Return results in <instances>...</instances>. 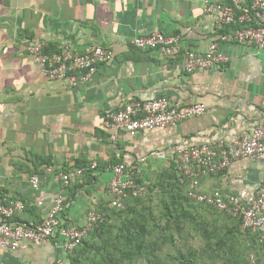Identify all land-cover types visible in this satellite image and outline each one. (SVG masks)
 Here are the masks:
<instances>
[{"label": "crops", "instance_id": "1", "mask_svg": "<svg viewBox=\"0 0 264 264\" xmlns=\"http://www.w3.org/2000/svg\"><path fill=\"white\" fill-rule=\"evenodd\" d=\"M204 1L0 0V199L25 204L12 220L39 223L62 196L63 221L82 228L89 210L104 218L110 207L113 165L124 163L132 178L136 173L142 184L153 185L176 165L178 148L231 144L264 122V49L221 40L239 26L220 24L217 14L204 12ZM208 1L230 4L236 14L248 3ZM152 32L178 37L182 54L204 53L218 42L227 62L178 73L177 60L131 45L133 38ZM31 42L46 44L48 53L97 45L114 57L98 65L91 81L69 88L43 77L26 50ZM162 96L178 106L203 103L206 113L134 137L104 127L106 113ZM47 167L87 170L65 186L45 172ZM31 176L39 179L37 190ZM262 177V161L239 159L202 178L198 191L254 193ZM65 257L54 244L0 250V264H56Z\"/></svg>", "mask_w": 264, "mask_h": 264}, {"label": "built area", "instance_id": "2", "mask_svg": "<svg viewBox=\"0 0 264 264\" xmlns=\"http://www.w3.org/2000/svg\"><path fill=\"white\" fill-rule=\"evenodd\" d=\"M240 1L234 0L235 3ZM247 2V7L239 14L235 13L234 6L230 4L212 3L208 0L204 1L203 9L206 14H217L220 24L239 26L233 36H222L221 40H232L238 44L264 49V0ZM130 43L138 50L154 51L177 60L173 67L181 74L209 70L227 62L226 56L219 51L218 42L209 44L204 53L187 51L183 54L178 37L166 36L160 32L137 36ZM45 49L46 44L42 42H31L26 47L44 78L60 82L69 88L91 81L98 65L109 63L114 57L111 49L97 45L87 46L82 52L64 48L48 53ZM206 110L203 103L178 106L170 98L162 96L150 101L130 102L106 113L104 127L122 129L130 137H134L141 132L176 126L187 119L204 115ZM175 154L178 182L186 184L187 196L199 204L238 219L242 230H259V242L264 245V177L254 193L239 191L225 195L219 190L211 194L198 191L202 178L227 170L235 160L254 159L264 163V122L255 126L251 132L240 135L231 144L182 146ZM94 167L92 165L87 169ZM87 169L64 173L47 167L45 172L51 174L55 181L67 186L73 178L82 176ZM111 171L112 179L108 187L112 196L111 206L120 208L124 198L144 193L143 187L133 186L131 172L124 163L113 165ZM29 183L32 189H38L37 176H31ZM64 208V198L59 196L42 221L23 223L12 218L25 210V204L19 200L0 199V250L16 251L25 244L38 247L54 244L67 256L58 258L56 264H69V255L91 229L98 227L103 217L96 211L89 210L84 226L78 228L63 221Z\"/></svg>", "mask_w": 264, "mask_h": 264}, {"label": "trees", "instance_id": "3", "mask_svg": "<svg viewBox=\"0 0 264 264\" xmlns=\"http://www.w3.org/2000/svg\"><path fill=\"white\" fill-rule=\"evenodd\" d=\"M160 177L161 182L147 185L135 173L133 186L143 187L144 193L124 198L120 208L110 202L103 221L69 255V264H241V256L233 250L238 244L237 230L219 220L225 217L241 229L240 221L190 199L186 184L178 182L176 165ZM150 194L159 195L157 217L149 204L139 207ZM242 231L251 236L249 250L257 258L264 249L260 231ZM190 235L201 237V250L188 245ZM179 238L185 240L182 245ZM206 257L214 261L206 263Z\"/></svg>", "mask_w": 264, "mask_h": 264}, {"label": "rangeland", "instance_id": "4", "mask_svg": "<svg viewBox=\"0 0 264 264\" xmlns=\"http://www.w3.org/2000/svg\"><path fill=\"white\" fill-rule=\"evenodd\" d=\"M150 198H146L144 199V202L142 204L139 205H150L151 209L153 210V215L155 217L158 216V204H159V195L157 194H150ZM225 217H223V220H219L220 223L223 224H231L234 226V228L237 230V235L236 238H238V244L235 245V247L233 248L235 253H238L241 256V264H264V249L259 251V256L256 258L254 256V253L251 252L250 249V243H251V236L246 232L242 231L241 229L238 228V226H236L235 222L232 221H228L226 219H224ZM188 241V245L190 247H192L193 249L196 250H201L202 246H203V240L201 239V237H197V236H189L188 238H186ZM185 240H182L181 238H179V243L182 245L181 242H184ZM223 252H225L223 250ZM214 261L211 257H206L205 258V262H212ZM221 259L219 260H215V262H220Z\"/></svg>", "mask_w": 264, "mask_h": 264}]
</instances>
